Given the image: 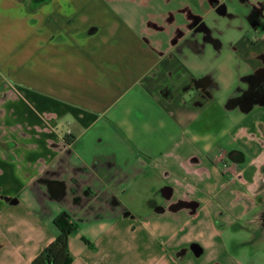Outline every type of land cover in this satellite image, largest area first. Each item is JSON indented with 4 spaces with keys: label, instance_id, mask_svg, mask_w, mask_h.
Here are the masks:
<instances>
[{
    "label": "crops",
    "instance_id": "obj_1",
    "mask_svg": "<svg viewBox=\"0 0 264 264\" xmlns=\"http://www.w3.org/2000/svg\"><path fill=\"white\" fill-rule=\"evenodd\" d=\"M30 1L0 0V264L62 210L71 264H264L223 235L264 222V0L233 53L186 41L209 0ZM148 186L140 216L120 195Z\"/></svg>",
    "mask_w": 264,
    "mask_h": 264
},
{
    "label": "flooded vegetation",
    "instance_id": "obj_2",
    "mask_svg": "<svg viewBox=\"0 0 264 264\" xmlns=\"http://www.w3.org/2000/svg\"><path fill=\"white\" fill-rule=\"evenodd\" d=\"M209 2L212 10L208 16L189 14L190 17H192L188 22V37H186V41L197 42L200 45H204L206 41L219 42L217 40L219 39L224 44L225 50L233 53L235 50L234 39L232 36H227L226 32H228V30L237 29L241 25V22L237 23V21L244 20V17H242L241 5L238 0H209ZM241 2L245 3L244 0H241ZM254 15V13L250 14L252 17H254ZM229 19H232L233 22H229ZM219 25H221L222 28H217ZM178 49L179 46L176 47V50ZM201 82L202 81L196 80L188 84L187 88L195 92ZM261 87L262 85L259 84V88L253 91V93L255 95L259 93Z\"/></svg>",
    "mask_w": 264,
    "mask_h": 264
},
{
    "label": "rangeland",
    "instance_id": "obj_3",
    "mask_svg": "<svg viewBox=\"0 0 264 264\" xmlns=\"http://www.w3.org/2000/svg\"><path fill=\"white\" fill-rule=\"evenodd\" d=\"M29 3H35L34 0H31ZM31 7V6H30ZM232 19H229L231 22ZM233 22V21H232ZM240 23V21H237ZM19 135L21 133L20 130ZM4 129H0V141L3 142L2 138L5 137ZM1 144V143H0ZM9 143L1 144L3 147H7ZM8 149V148H7ZM148 184V182H146ZM146 184V185H147ZM151 185L160 186V183L153 182ZM145 187V186H144ZM150 186L144 188L146 189L144 195L140 196L139 200L133 199L131 201V197L128 194L120 195L123 200L128 202L129 208L140 216H144L146 214V209H144L143 199L150 195L149 188ZM77 220H75V223ZM78 223V222H77ZM76 223V224H77ZM249 228V227H248ZM257 228V229H256ZM224 240L226 242L228 251L231 255L235 257H239L240 259H244L245 261H259L264 263V222L259 225H255L253 229H247L239 227V225H234L228 233H224Z\"/></svg>",
    "mask_w": 264,
    "mask_h": 264
},
{
    "label": "trees",
    "instance_id": "obj_4",
    "mask_svg": "<svg viewBox=\"0 0 264 264\" xmlns=\"http://www.w3.org/2000/svg\"><path fill=\"white\" fill-rule=\"evenodd\" d=\"M57 228L55 238L32 260V264H71L73 257L69 250V237L77 228L70 214L62 210L53 219Z\"/></svg>",
    "mask_w": 264,
    "mask_h": 264
}]
</instances>
